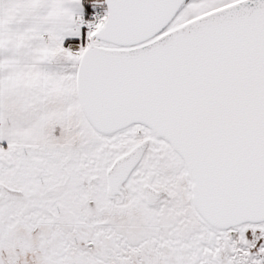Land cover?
<instances>
[{"label": "snow or ice", "instance_id": "6c2138e0", "mask_svg": "<svg viewBox=\"0 0 264 264\" xmlns=\"http://www.w3.org/2000/svg\"><path fill=\"white\" fill-rule=\"evenodd\" d=\"M0 264H264V0H0Z\"/></svg>", "mask_w": 264, "mask_h": 264}]
</instances>
